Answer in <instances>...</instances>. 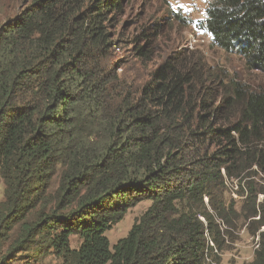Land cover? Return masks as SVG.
<instances>
[{"label":"trees","instance_id":"1","mask_svg":"<svg viewBox=\"0 0 264 264\" xmlns=\"http://www.w3.org/2000/svg\"><path fill=\"white\" fill-rule=\"evenodd\" d=\"M127 1L0 0V264H218L240 229L264 264V91L189 51L132 87L109 59ZM199 24L264 74V0H212Z\"/></svg>","mask_w":264,"mask_h":264},{"label":"rangeland","instance_id":"2","mask_svg":"<svg viewBox=\"0 0 264 264\" xmlns=\"http://www.w3.org/2000/svg\"><path fill=\"white\" fill-rule=\"evenodd\" d=\"M212 0H128L124 14L115 16L110 31L115 35L116 44L109 51V59L118 75L132 87H141L153 71L170 55L178 51H189L196 57H202L212 71H225L231 77L246 83L252 90L264 91V74L249 71L244 61L237 55L226 54L211 44L210 36L205 33L200 21L204 19L206 6ZM17 7L11 9L9 16L16 13ZM176 14L181 17L178 21ZM155 25L159 32L155 33ZM143 34H150L154 58L149 62L137 59L136 46H144ZM143 202L129 210L123 220L106 233L111 247L124 238L133 223L149 207ZM238 240L232 243L220 255L218 264H245L252 261L255 250L254 240L245 230H239ZM80 240L72 237L70 246L78 248ZM29 255V254H26ZM26 257V256H23ZM12 264H23V258ZM28 264H61L55 256L49 255L38 262L26 260Z\"/></svg>","mask_w":264,"mask_h":264},{"label":"built area","instance_id":"3","mask_svg":"<svg viewBox=\"0 0 264 264\" xmlns=\"http://www.w3.org/2000/svg\"><path fill=\"white\" fill-rule=\"evenodd\" d=\"M257 248V245H255V249Z\"/></svg>","mask_w":264,"mask_h":264}]
</instances>
